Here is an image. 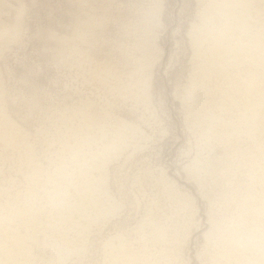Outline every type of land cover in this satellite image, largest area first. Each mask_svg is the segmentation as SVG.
<instances>
[{
  "label": "rangeland",
  "instance_id": "1",
  "mask_svg": "<svg viewBox=\"0 0 264 264\" xmlns=\"http://www.w3.org/2000/svg\"><path fill=\"white\" fill-rule=\"evenodd\" d=\"M203 1L0 0L1 263L264 264L256 74Z\"/></svg>",
  "mask_w": 264,
  "mask_h": 264
},
{
  "label": "bare ground",
  "instance_id": "2",
  "mask_svg": "<svg viewBox=\"0 0 264 264\" xmlns=\"http://www.w3.org/2000/svg\"><path fill=\"white\" fill-rule=\"evenodd\" d=\"M205 1V2H204ZM203 1V3H205L204 5H206V7L207 8H205L204 9V17H206V16H208L207 14L209 13L210 14V12H209V9H212L213 8V13H214V11L215 12H218V13H216V16H217V14H220L221 13V15H222V17L225 15V17H227L228 19L229 18H232L234 21H235V23H236V26L234 27V30H231V28L229 29V28H227L226 30H225V34H224V38L226 39H224L225 41H227L228 43H229V45H227V46H224V47H221V49L219 48L218 50H219V53L217 54L216 52H214V54L216 53L217 54V60H219L218 62H220V60L221 61H223V60H227L228 61V58L230 57H232L231 55H233V56H235V58L236 59H240L241 60V63L240 64H242V65H248V67L251 69V73H252V70L254 71V73L256 74V76H252V75H254V74H251V76L250 77H253V78H249L248 79V81H247V84H245L244 85V87H247V89H248V94H247V97L245 98L246 99V101L245 102H247L246 104H245V102H243V105H244V107H245V109L246 110H250L251 111V113H252V115H250V116H252V122H254L255 123V125H262V124H264L263 123V119H264V91H262V89L261 88H259L258 89V86L256 85V83H257V81H256V83H255V80H254V78L255 79H257V76L259 75H261V76H264V42L262 41V36H263V31H264V23L262 24V21H261V19H260V16L261 15H259V10L258 9H256L255 8V2H256V0H221L220 2L218 1H215V0H204ZM210 7V8H209ZM202 12V11H201ZM215 14V13H214ZM263 14V13H262ZM229 16V17H228ZM203 19V18H202ZM205 19V18H204ZM210 21V20H209ZM208 21V22H209ZM234 23V24H235ZM203 24V23H202ZM206 24V23H205ZM228 24V23H227ZM252 24H253V26L254 25H256V27L258 26V27H262L261 29H259V30H256V32L254 31V32H251V34L250 35H248L247 37L248 38H245V39H247V42H248V44H246V42H245V44H244V42L243 43H240L241 41H239V43H237V44H239V46L236 48V47H232V46H230V45H232V40L233 39H235L237 36L239 37V35H241L242 37H243V33L245 34V35H247L246 33L248 32V30H250L249 29V26H250V28H251V26H252ZM17 25V24H16ZM226 25V24H225ZM209 26V25H208ZM232 26V25H231ZM14 27V26H13ZM201 27H202V25H201ZM255 27V29H257ZM16 28H17V26H16ZM263 29V30H262ZM211 31V30H210ZM214 31V30H213ZM212 31V32H213ZM8 33H10V36H8V37H10L11 39H15L16 38V35L14 36V32H7V34ZM205 33V32H204ZM210 33V32H209ZM208 34V33H207ZM212 34V33H211ZM215 34H216V32H215ZM5 35V34H4ZM9 35V34H8ZM217 35V34H216ZM7 36V35H6ZM204 37H206V36H204ZM9 38V39H10ZM197 38V37H196ZM218 38H220V37H218ZM240 38V37H239ZM214 39H216V36L214 37ZM237 39V38H236ZM234 40V41H237V40ZM241 39V38H240ZM220 40V39H219ZM196 41V40H195ZM199 41V40H198ZM203 41V40H202ZM217 41L218 40H216L215 42L217 43ZM0 42H4V36L2 37H0ZM220 42V41H219ZM205 43H207V41L205 42ZM234 43V42H233ZM195 44V43H194ZM197 44V43H196ZM204 44V43H203ZM225 45V44H224ZM219 46V45H218ZM220 46H222L221 45V43H220ZM219 46V47H220ZM234 46H236V45H234ZM216 47V46H215ZM214 47V48H215ZM213 47H212V49H214ZM218 48V47H217ZM216 48V49H217ZM222 48H224V49H222ZM215 49V51H217ZM223 50V51H222ZM222 51V52H221ZM212 53V52H211ZM215 54V55H216ZM214 55V56H215ZM235 58H231L230 60L231 61H233V63H234V61L235 60H233V59H235ZM229 60V61H230ZM240 60H238V61H240ZM237 61V60H236ZM217 62V61H216ZM238 63V64H239ZM223 64H224V61H223ZM234 64H236V63H234ZM211 65V64H210ZM233 65V64H232ZM236 66V65H235ZM239 66V65H238ZM223 67V66H222ZM229 67V66H228ZM248 68V69H249ZM224 69V68H223ZM208 71V70H207ZM248 74V73H247ZM250 75V74H249ZM260 82V81H259ZM258 82V83H259ZM257 87V88H256ZM260 87V86H259ZM247 91V90H246ZM238 94V93H237ZM242 94V93H241ZM243 94H245V92L243 93ZM243 96V95H242ZM246 96V95H245ZM1 97V96H0ZM247 116V115H246ZM248 118H250V117H248ZM262 119V120H261ZM12 124V123H11ZM252 126H254V125H252ZM12 127V126H11ZM258 128V127H257ZM255 129V128H254ZM258 130H260V129H258ZM2 134V133H1ZM12 142V141H11ZM109 145V144H108ZM110 147V146H109ZM106 149V148H105ZM103 152V151H102ZM96 156V155H95ZM101 177V176H100ZM105 204V203H104ZM25 221H27V220H25ZM28 222V221H27ZM26 222V223H27ZM29 223V222H28ZM32 223V222H31ZM33 225H34V223H32ZM88 224V223H87ZM141 225V224H140ZM26 227H27V225H26ZM37 227V226H36ZM35 227V228H36ZM2 228V227H1ZM7 228V227H6ZM6 228L5 229H3L4 230V234H5V230H6ZM34 228V227H33ZM37 228H39V227H37ZM13 229V228H12ZM16 231V230H15ZM19 231V230H18ZM33 231V230H32ZM6 233H8V232H6ZM18 233V232H17ZM17 233H13V235H7V234H5L4 236H6V238L8 239V241H10L13 245H15L18 249V251H19V246L20 245H22L24 242H25V240L26 239H31L33 242H36V241H38L37 240V237H36V240H35V237L32 235V237H31V235H30V237L29 238H23V237H20ZM34 233V232H33ZM34 235H36V233L34 234ZM28 237V236H27ZM65 238V237H64ZM25 239V240H24ZM35 240V241H34ZM7 241V242H8ZM27 241V240H26ZM83 242V241H82ZM22 243V244H21ZM35 244H37V243H35ZM259 244V243H258ZM264 244V243H263ZM11 245V244H10ZM5 245H0V251L1 252H4V250H6V246L4 247ZM259 246V245H258ZM13 247V246H12ZM263 247H264V245H263ZM21 248V247H20ZM24 250H23V252L21 251L20 253L21 254H19V252H18V254H19V256L20 255H22L23 254V257L22 256H20V257H22L23 259H22V261L20 260V262L18 261L19 260V258L17 259V257H19V256H17L16 257V259L14 260V261H12V263L11 264H31L30 262V258H31V247H30V245H28V246H23L22 247ZM13 249H14V247H13ZM3 250V251H2ZM15 250V249H14ZM13 251V250H12ZM262 252H264V251H262ZM9 253H10V251H9ZM164 253V252H163ZM4 254H6V253H4ZM15 254V253H14ZM17 254V253H16ZM15 254V255H16ZM160 254V253H159ZM236 254H237V252H236ZM8 255V254H7ZM262 255H263V259H264V253H262ZM6 256V255H5ZM130 256V258H128L127 259V257H126V263L127 264H136L137 263V259L136 258H134V256L135 255H129ZM240 256V255H239ZM242 256V255H241ZM11 257H13V256H10V258ZM15 257V256H14ZM14 257H13V259H14ZM137 257V256H136ZM33 258V257H32ZM4 259V258H3ZM244 259V258H243ZM0 260H1V258H0ZM5 260H8V259H5ZM56 260V259H55ZM137 260V261H136ZM8 261H11V260H8ZM30 261V262H29ZM149 262H150V260H149ZM6 263H8L7 261L6 262H4V260H3V262L1 263L0 262V264H6ZM10 263V262H9ZM8 263V264H9ZM258 263V262H257ZM259 263H261V262H259ZM263 263H264V261H263ZM145 264V263H144ZM148 264V263H147ZM152 264V263H151Z\"/></svg>",
  "mask_w": 264,
  "mask_h": 264
}]
</instances>
